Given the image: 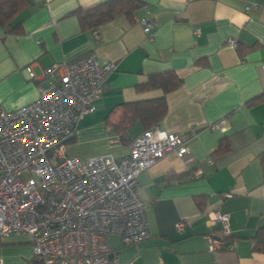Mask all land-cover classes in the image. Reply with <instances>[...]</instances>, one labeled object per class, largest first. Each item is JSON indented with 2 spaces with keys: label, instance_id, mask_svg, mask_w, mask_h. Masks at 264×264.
<instances>
[{
  "label": "crops",
  "instance_id": "1",
  "mask_svg": "<svg viewBox=\"0 0 264 264\" xmlns=\"http://www.w3.org/2000/svg\"><path fill=\"white\" fill-rule=\"evenodd\" d=\"M104 1L28 0L18 32L0 26V105L12 109L36 99L53 63L92 52L112 60L95 110L78 121L66 148L80 158L119 157L145 128L136 120L120 139L113 122L121 109H111L161 95L136 86L150 73L176 72L181 84L165 94L158 123L183 137L188 151L168 152L138 174L150 236L123 244L109 235L110 251L121 264H264V247H256L264 227V101L247 102L264 91V0H140L131 15L81 25L74 10ZM248 3H255L250 11ZM142 16L153 20L149 35ZM230 37L236 42L229 44ZM222 138L227 148L212 154ZM217 209L229 214L228 245L210 250L207 234L220 232V223L209 213ZM0 256V264H35L25 235L0 237Z\"/></svg>",
  "mask_w": 264,
  "mask_h": 264
},
{
  "label": "built area",
  "instance_id": "2",
  "mask_svg": "<svg viewBox=\"0 0 264 264\" xmlns=\"http://www.w3.org/2000/svg\"><path fill=\"white\" fill-rule=\"evenodd\" d=\"M254 6L248 3L245 10ZM138 21L151 34L153 20ZM114 69V61L93 52L53 63L44 69L49 77L36 99L12 109L0 105V237L28 236L32 259L41 264H121L110 251L109 235L123 244L150 236L136 191L138 174L168 152L181 157L188 151L183 137L155 123L132 138L123 156L67 152L78 121L95 110ZM25 71L34 76L30 65ZM209 217L220 223V232L207 234L209 249L228 245L229 214L217 209Z\"/></svg>",
  "mask_w": 264,
  "mask_h": 264
},
{
  "label": "trees",
  "instance_id": "3",
  "mask_svg": "<svg viewBox=\"0 0 264 264\" xmlns=\"http://www.w3.org/2000/svg\"><path fill=\"white\" fill-rule=\"evenodd\" d=\"M28 3V0H0V26L8 32H18L20 20L17 18L22 8ZM142 5L140 0H107L97 5L78 8L74 13L83 26L96 27L117 15L131 13ZM253 46V45H252ZM252 46L246 47V49ZM181 77L172 70L150 73L145 82L139 83L138 90H160L159 96L150 97L142 100L119 103L111 110L120 108L118 119L113 122L114 129L118 132L120 139H124V132L127 127L136 120H140L144 128H149L163 117L167 109L165 94L181 84ZM264 101V91H261L251 99L248 104ZM110 110V111H111ZM109 117V113L107 114ZM71 136L68 141L73 138ZM125 141V140H124ZM132 141V139H131ZM228 144L225 139H220L219 144L212 151V154L226 149ZM264 161V158H262ZM256 247H264V227L258 229ZM258 245V246H257ZM33 263L41 264L35 259Z\"/></svg>",
  "mask_w": 264,
  "mask_h": 264
},
{
  "label": "water",
  "instance_id": "4",
  "mask_svg": "<svg viewBox=\"0 0 264 264\" xmlns=\"http://www.w3.org/2000/svg\"><path fill=\"white\" fill-rule=\"evenodd\" d=\"M109 256H112L111 254H109Z\"/></svg>",
  "mask_w": 264,
  "mask_h": 264
}]
</instances>
